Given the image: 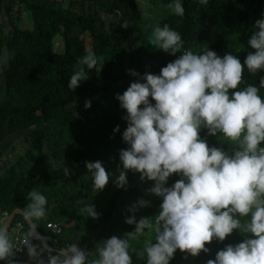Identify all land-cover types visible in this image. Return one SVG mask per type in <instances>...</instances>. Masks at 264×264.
<instances>
[{
    "label": "trees",
    "instance_id": "16d2710c",
    "mask_svg": "<svg viewBox=\"0 0 264 264\" xmlns=\"http://www.w3.org/2000/svg\"><path fill=\"white\" fill-rule=\"evenodd\" d=\"M11 1L28 7L33 21L24 28L14 26L11 20L1 26L0 145L20 132L30 145L29 152L36 154L43 166L38 164V169H32L19 159L2 166L1 172L5 174L0 178V211L7 210L3 204L13 205L10 211L24 209L27 193L33 189L41 192L48 201L46 215L34 222L44 240L55 250L75 242L94 259L97 242L134 231L135 224L125 222L129 216L154 220L161 202L149 191L154 181L141 180L138 172L128 171L126 189L116 187L110 180L98 191L85 168L86 161H101L114 174L113 178L119 175V151L128 145L122 139L127 127L122 118L126 110L119 106L116 94L139 79L128 68L140 75L159 74L181 52L198 53L206 47L221 57L230 52L243 64L248 52L255 51L248 39L255 21L264 13V0H208L206 6L198 0H182V17L168 7L172 0H158L155 4L161 6L163 13L152 22L153 27L142 14L138 0H69L67 7L64 0H34L29 4L24 0ZM101 12L119 16L121 29L108 27ZM164 24L181 34L183 45L175 56L150 44L154 29ZM11 26L12 32L5 35ZM89 51L95 53L97 64L94 69H85L87 78L71 90L69 78ZM262 76L264 70L252 75L245 68L243 79L258 86ZM259 94L264 97V88H260ZM86 102H90V107H85ZM117 125L119 131L114 132ZM206 133L202 129L200 136L209 146L228 151L237 146L219 134L217 137ZM4 151L7 148L0 147V160ZM26 158L32 162L35 157L28 154ZM65 167L70 169V175H65ZM179 178L171 174L167 186ZM139 200L147 204L140 207L136 203ZM89 203L95 205L97 219L81 214L80 210ZM51 221L72 226L55 237L47 230ZM21 222L27 232L29 224L19 215L16 224ZM149 239L154 241V234L146 231L130 240L132 264H145L144 257L137 253L143 252ZM243 239L238 230H233L224 241L206 242L207 253L201 251L191 256L177 250L169 264H207L226 244Z\"/></svg>",
    "mask_w": 264,
    "mask_h": 264
},
{
    "label": "clouds",
    "instance_id": "9594fccd",
    "mask_svg": "<svg viewBox=\"0 0 264 264\" xmlns=\"http://www.w3.org/2000/svg\"><path fill=\"white\" fill-rule=\"evenodd\" d=\"M198 3L206 6L208 0ZM168 7L184 15L182 0H172ZM101 13L105 23L106 18L119 17ZM31 23L29 19L28 26ZM14 26L24 28L21 21ZM150 44L175 56L183 42L178 31L164 24L154 29ZM248 45L255 51L248 52L243 64L230 52L221 57L206 47L198 53L181 52L159 74L140 75L129 69L139 79L116 94L119 106L126 110L122 139L128 145L119 151V175L113 178L101 161H86L85 168L98 191L110 180L126 189L128 171L154 181L149 191L161 198L154 220L127 217L125 222L135 224V230L97 242L96 258L90 259L89 252L75 242L56 250L48 245L34 222L45 217L48 201L33 189L27 193L24 209L10 211L13 205L3 204L7 210L0 211V264H30L29 260L32 264H132L130 240L146 231L154 234V241L146 240L137 255L144 257L145 264H169L177 250L191 256L207 253L206 242L224 241L233 230L244 239L226 244L207 264H264V97L259 94L264 76L258 86L243 79L245 68L252 75L264 70V13L255 21ZM96 64L95 53L89 51L74 68L69 89L79 86L87 78L85 69ZM202 129L237 146L230 151L209 146L200 136ZM113 131H119V125ZM64 173L70 175V169L65 167ZM173 173L180 178L167 186ZM4 174L0 172V178ZM136 203L143 207L147 201ZM80 212L93 219L99 216L91 203ZM19 215L29 224L27 232L23 222L16 224ZM49 225H57L61 232H53ZM69 227L47 224L48 233L55 237Z\"/></svg>",
    "mask_w": 264,
    "mask_h": 264
},
{
    "label": "rangeland",
    "instance_id": "374dc122",
    "mask_svg": "<svg viewBox=\"0 0 264 264\" xmlns=\"http://www.w3.org/2000/svg\"><path fill=\"white\" fill-rule=\"evenodd\" d=\"M62 0H52V2H60ZM158 0H138L140 9L142 11V14L149 20V25L153 27L152 22L156 21L155 18L158 17V15H161L163 13L161 6L156 5ZM64 7H67V4L65 3ZM7 19L4 18L3 14L0 16V27L3 23H5ZM106 23L108 24V27L114 28V29H121L122 23L120 17H110L105 19ZM143 63H146V60L142 61ZM147 66V64H146ZM129 71V68H128ZM126 71V72H128ZM143 73V71H140ZM2 73V67H1V60H0V75ZM122 87L125 86V82H122L120 84ZM4 146L7 148V151L3 152V159L0 160V172L2 170L3 165H11L15 162L16 159H19L23 165H31L32 169H38V164L40 166H43L41 164L40 160L37 158V155L31 154L29 152V144L24 140L23 135L20 132H17L8 138L0 145V147ZM14 148V149H13ZM29 154V157L33 156L32 162H29L26 158ZM69 226H72V223L68 224ZM90 247L87 249L89 250ZM39 250V248H38ZM45 254V253H43ZM30 264H32V260H29ZM24 264H28V261H26Z\"/></svg>",
    "mask_w": 264,
    "mask_h": 264
},
{
    "label": "crops",
    "instance_id": "0c3cea01",
    "mask_svg": "<svg viewBox=\"0 0 264 264\" xmlns=\"http://www.w3.org/2000/svg\"><path fill=\"white\" fill-rule=\"evenodd\" d=\"M31 1H34V0H24L26 4L27 3L29 4V2ZM39 1L40 0H38V2ZM47 1L48 0H44L45 3ZM64 1L67 4V6H69V0H64ZM27 8L28 7H25L23 3L13 4L11 0H0V16L3 14L4 18H6L8 21L11 20L12 23H17L21 21L24 27L28 26L29 19H30V22L33 21L31 13L28 12ZM23 19L24 21H22ZM10 28H7L5 30V35H9L10 31L12 32L13 30L12 26ZM0 33H1V27H0Z\"/></svg>",
    "mask_w": 264,
    "mask_h": 264
},
{
    "label": "built area",
    "instance_id": "2783aa9c",
    "mask_svg": "<svg viewBox=\"0 0 264 264\" xmlns=\"http://www.w3.org/2000/svg\"><path fill=\"white\" fill-rule=\"evenodd\" d=\"M50 229L53 230V232H57L58 234L61 232V229L57 225H49Z\"/></svg>",
    "mask_w": 264,
    "mask_h": 264
},
{
    "label": "water",
    "instance_id": "95a60500",
    "mask_svg": "<svg viewBox=\"0 0 264 264\" xmlns=\"http://www.w3.org/2000/svg\"><path fill=\"white\" fill-rule=\"evenodd\" d=\"M35 230H36V232L38 233V230H37V228H36ZM53 252H55V251L53 250Z\"/></svg>",
    "mask_w": 264,
    "mask_h": 264
}]
</instances>
